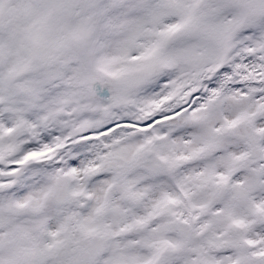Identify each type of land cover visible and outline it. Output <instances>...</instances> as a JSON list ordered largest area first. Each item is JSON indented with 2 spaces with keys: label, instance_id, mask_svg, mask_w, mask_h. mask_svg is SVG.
Returning a JSON list of instances; mask_svg holds the SVG:
<instances>
[{
  "label": "snow or ice",
  "instance_id": "snow-or-ice-1",
  "mask_svg": "<svg viewBox=\"0 0 264 264\" xmlns=\"http://www.w3.org/2000/svg\"><path fill=\"white\" fill-rule=\"evenodd\" d=\"M0 264H264V0H0Z\"/></svg>",
  "mask_w": 264,
  "mask_h": 264
}]
</instances>
